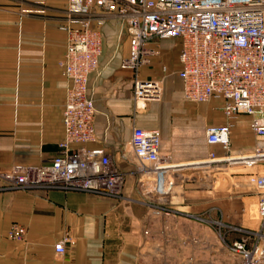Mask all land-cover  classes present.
Returning a JSON list of instances; mask_svg holds the SVG:
<instances>
[{"label": "crops", "instance_id": "crops-1", "mask_svg": "<svg viewBox=\"0 0 264 264\" xmlns=\"http://www.w3.org/2000/svg\"><path fill=\"white\" fill-rule=\"evenodd\" d=\"M69 17L68 0H0V173L17 164H49L59 152L69 88L60 61L67 51ZM98 17L92 26L102 34L103 54L89 82L96 142L86 147L104 149L126 173L122 192L1 189L0 264H230L224 254L213 252L219 239L213 228L192 215L209 214L227 228L258 227L247 213L258 202L245 182L247 171L230 177L235 182L230 197L201 183L220 166L209 163L210 153L224 154L206 137L209 127L226 123L223 100L197 105L185 99L177 39L151 42L156 54L137 73L123 67L130 51L127 22L111 14ZM136 78L159 81L161 98L139 108ZM234 123L232 150L250 153L256 145L251 117L241 114ZM135 127L159 129L160 153L176 165L169 173L166 203L151 191L153 176L138 172L130 147ZM181 181L192 182L183 192L184 204L176 201ZM14 224L26 229L23 240L9 238ZM61 241L66 252L58 255Z\"/></svg>", "mask_w": 264, "mask_h": 264}, {"label": "built area", "instance_id": "built-area-1", "mask_svg": "<svg viewBox=\"0 0 264 264\" xmlns=\"http://www.w3.org/2000/svg\"><path fill=\"white\" fill-rule=\"evenodd\" d=\"M68 13L67 51L60 61L69 81L64 139L51 163L17 164L0 173V190L121 194L126 173L113 165L104 149L86 147L96 142V106L89 95V82L103 54V37L92 21L100 20L99 14L116 15L126 20L130 37L123 67L137 73L156 54L148 47L151 42L177 39L181 42L179 77L185 99L197 105L223 100L226 123L209 127L206 137L208 144L221 146L224 154L210 153L209 163L243 164L255 170L247 181L258 196L259 226L248 230L214 223L218 238L237 264H264V0H68ZM161 95L159 81L136 78L134 98L139 108ZM241 114L251 117L250 128L256 137L250 153L232 150L234 120ZM160 145L159 129H133L130 147L138 172L153 176L151 191L160 203H166L169 173L176 165L160 153ZM232 233L240 236L229 240ZM25 235L26 229L18 224L8 234L15 240H23ZM55 249L58 255L65 254V242H58Z\"/></svg>", "mask_w": 264, "mask_h": 264}, {"label": "rangeland", "instance_id": "rangeland-1", "mask_svg": "<svg viewBox=\"0 0 264 264\" xmlns=\"http://www.w3.org/2000/svg\"><path fill=\"white\" fill-rule=\"evenodd\" d=\"M243 171H247L248 173L254 172L255 170L252 169V167L247 166V167H242L241 165L238 164H234V163H230V164H226V165H220L216 168H214L211 172V176L207 173L205 175V180H203L201 183L204 184L206 186V188H210V189H214L215 192L219 193L220 197H230L234 191L232 190V186L235 184L234 181H231L233 179H230V177H234L235 175H237L239 172H243ZM248 178V177H247ZM246 178L245 182L247 185L248 184V179ZM234 182V183H233ZM180 183H183L182 186H180V189L177 190V194H176V201H182L183 200V192L186 188V186L188 185V183H192L189 181H181ZM179 183V184H180ZM182 204H184V200L183 202H181ZM247 213H249V216L252 220H255L259 226V218H258V214H257V203L254 205H251L248 207ZM193 217L198 220V218H205L206 223H209V225L213 228V233L215 235V237L218 239V227L215 225L214 222H216V220L211 221L208 217L209 214H205V213H201V214H192ZM216 218L220 217V213L219 211H215L213 214ZM257 227V226H256ZM254 229H257V228ZM236 235L232 236V237H239L240 234L239 233H235ZM218 242V246H213V252L215 253H220V254H224L226 257L229 258V262L230 264H237V260L235 259V257L233 255H231V253L223 246V244H221L219 242V239L217 240Z\"/></svg>", "mask_w": 264, "mask_h": 264}, {"label": "bare ground", "instance_id": "bare-ground-1", "mask_svg": "<svg viewBox=\"0 0 264 264\" xmlns=\"http://www.w3.org/2000/svg\"><path fill=\"white\" fill-rule=\"evenodd\" d=\"M141 105V104H140Z\"/></svg>", "mask_w": 264, "mask_h": 264}]
</instances>
